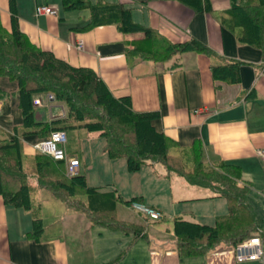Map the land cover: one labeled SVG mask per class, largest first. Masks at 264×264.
Segmentation results:
<instances>
[{"label": "crops", "instance_id": "crops-1", "mask_svg": "<svg viewBox=\"0 0 264 264\" xmlns=\"http://www.w3.org/2000/svg\"><path fill=\"white\" fill-rule=\"evenodd\" d=\"M89 1L95 3L98 0ZM107 1L126 3L131 7L134 21L157 29L169 40L183 42L193 37L209 47L214 55L190 50L164 62L129 60L125 55L127 43L140 38L143 32L122 33L111 24L85 29L83 27L90 20V10H66L62 0H16L18 25L42 49L72 66L92 69L98 76L106 100L122 112L158 111L159 117L153 125L177 142L173 153L178 151L181 155L195 140L199 141L208 164L220 161L237 164L242 170V178L246 180L252 162L260 159L257 149L264 147V59L258 48L238 43L240 29L229 25L226 13L230 0H207L211 9L201 13L194 12L179 0ZM43 4L55 6L58 14L37 15L35 6ZM0 20L5 27H10L8 0H0ZM78 41H82V49L76 48ZM227 60L240 62V81L237 84L217 82L212 78L211 66ZM0 90L4 91L0 95V137L11 140L15 129L21 127L16 88L13 83L0 78ZM42 97L43 105L34 106L39 114L35 118L50 121L57 116H52L50 108L47 117L43 108L49 102ZM67 138L66 150L69 156L78 158L79 172L85 175L87 181L84 168H81L84 162L82 156L79 150H70L68 133ZM36 139L34 135L20 136L21 147L27 152H35L32 143ZM101 154L105 156L106 161L103 159V162L109 165L112 174L111 177L105 176L106 180L113 181L107 184H116L119 188L105 191L102 182L87 181L88 185H97L100 193L114 192L123 199L140 197L137 202L156 209L154 202L146 205L142 192L130 186L126 192L120 186L118 174L131 182L133 174L139 170L129 172L124 158H108L103 147ZM163 177L184 180L189 191L198 193L196 198L219 197L210 188L191 185L176 174L167 175L165 168ZM194 187L206 188L210 192H197L192 189ZM118 189H122L126 196ZM31 202L39 213L40 204ZM156 210L160 212L158 219H163V212ZM39 217L43 221V233L39 240H35L27 236L32 228L30 211L5 204L0 196V264H104L109 261H113L112 264H249L257 261L264 264L263 246L262 258L253 261H237L232 249L222 247L204 255L180 258L176 240L171 249L161 247L160 251L152 248L150 245L154 240L149 238L148 230L140 221L119 219L141 227L136 237L132 232L110 229L91 220V229L84 228L86 221L82 220L76 221L74 229L69 226L68 220H58V224H50L46 229L44 219ZM94 225L98 229H94ZM84 232L90 233L88 238L81 237ZM142 239H146L147 243H142Z\"/></svg>", "mask_w": 264, "mask_h": 264}, {"label": "trees", "instance_id": "trees-1", "mask_svg": "<svg viewBox=\"0 0 264 264\" xmlns=\"http://www.w3.org/2000/svg\"><path fill=\"white\" fill-rule=\"evenodd\" d=\"M179 1L196 13L211 9L207 0ZM8 2L10 27H5L0 20V78L15 85L21 127L15 129L11 140L0 137V196L5 204L30 211L29 238L39 240L43 233V221L30 199L34 189L32 178L38 187L51 191L73 210L86 212L94 224L132 232L136 237L141 232L140 226L120 221L115 206L117 201L129 205L140 197L123 199L114 192L100 193L99 187L88 185L82 172L67 176L64 161L36 151L31 154L27 166H23L20 136L34 135L38 140L53 130L74 128L98 132L105 140L103 152L110 159L124 158L129 172L159 162L167 175H179L189 184L210 188L216 196L226 199L228 212L217 215L213 224L174 217L175 246L180 258L207 254L219 244L233 250L239 243L256 236L259 230L257 217L246 201L251 185L242 178L239 165L224 161L208 164L203 145L196 140L183 154L173 153L177 142L153 125L159 117L158 111L131 113L119 110L104 97L98 76L92 69L72 66L33 43L19 28L16 0ZM62 6L66 10L88 8L90 20L83 27L85 29L111 24L122 33L143 32L140 38L127 43L125 55L129 60L164 62L190 50L214 55L209 47L193 37L173 42L157 29L137 23L126 3L62 0ZM226 13L229 25L240 29L238 43L258 48L264 59V0H230ZM239 64L236 60L213 64V80L239 83ZM49 93L54 95L57 103L65 105V113L50 121L37 120L33 100ZM3 94L0 90V95ZM100 194L109 198L107 204L96 208L84 201L92 196H102Z\"/></svg>", "mask_w": 264, "mask_h": 264}, {"label": "rangeland", "instance_id": "rangeland-1", "mask_svg": "<svg viewBox=\"0 0 264 264\" xmlns=\"http://www.w3.org/2000/svg\"><path fill=\"white\" fill-rule=\"evenodd\" d=\"M51 103L52 104L49 103L43 108L48 114L47 117L50 115V108L52 116L64 115L66 110L65 105L59 104L56 101ZM35 116L37 118L39 117L37 111L35 112ZM67 133L69 135L68 145L70 150H79L80 156H82L84 162L81 168H84L88 183L102 182L103 185L101 186L105 191H113L114 188L118 187L116 184H107L108 182L111 184L113 181L105 179V176L111 177L112 174L109 165L103 162V159H106L104 158L105 156H102L101 154L105 142L104 138L100 136L98 132L88 131L84 128L68 129ZM0 136L2 137L1 134ZM175 153L179 154L178 151H175ZM31 154L32 152H27V150L22 148L24 167L27 166ZM256 161L257 162H252L251 164L252 169L251 172L248 173L250 175L245 176V179L249 180L251 183V187L246 196V201L251 205L257 216L259 230L255 235L261 237L264 251V237L261 233V231H264V161L261 159ZM259 165H261V168H257ZM140 169L133 174L134 178L131 182H128L124 176L121 177V175L118 174L117 178L121 182L120 186H122V189L126 192L130 187L136 189L138 192H142L146 197V205L150 202H154L153 206L163 212L164 217L163 219L151 217L134 209L131 204L130 206H127L124 202L120 201L115 202L118 213L116 217L118 219H125L133 222L140 221L141 225L148 230L149 238L152 241L154 240V243H151L150 246L156 250L162 251L161 247L169 249L173 248L174 240H176L173 222L175 216H181L184 219H190L200 223L213 224L214 216L228 212V204L225 198H196L195 195L198 193L189 191L188 185H186L184 180H177L176 178L169 180L165 179L163 177L164 166L159 162L154 166L143 167ZM125 174L128 175L127 172ZM31 183L36 185L31 191V200L35 204H40L41 207L38 214L44 219L46 229L50 224H58V220L64 222L68 220L69 226L73 229L75 228L74 224L76 221H86L84 228L91 229L90 227H92V225L89 222L90 218L86 212H75L77 210L73 211V209L66 205L63 200L54 196L51 191L38 187L35 179L32 178ZM122 189H118V191L123 192L121 194L126 196ZM192 189H195L197 192H210L206 188L194 187ZM108 199V197L96 195L91 198H85L84 201L89 204V206L98 208L100 204H107L109 202ZM93 227L94 229H98L97 225H94ZM81 231L82 230H80V232ZM89 234L90 233L88 232H84L80 235L82 238H88ZM133 237L134 235H132V238ZM146 241V239H142V243H147ZM225 246L226 245L224 244H219L213 248L216 251L219 247L226 248ZM249 264L261 263L257 261L250 262Z\"/></svg>", "mask_w": 264, "mask_h": 264}, {"label": "built area", "instance_id": "built-area-1", "mask_svg": "<svg viewBox=\"0 0 264 264\" xmlns=\"http://www.w3.org/2000/svg\"><path fill=\"white\" fill-rule=\"evenodd\" d=\"M35 12L37 15H50L55 16L58 14V9L53 5L43 4L36 5ZM82 41H78L76 44L77 49H82ZM46 102L54 101L53 94L45 95ZM33 105L40 107L43 105L41 97H36L33 100ZM67 133L65 130L57 129L51 131V133L42 139H38L32 143L34 151L42 153L52 157L54 160H61L65 163V173L67 176L77 175L80 171V162L78 158L69 156L66 151L67 143ZM257 156L264 161V147L257 149ZM132 207L139 212L145 213L151 217L159 218L160 212L151 207H146L145 205L133 201L131 203ZM262 236L264 237V231H261ZM235 258L237 261H253L259 260L262 258V245L261 237L254 236L250 237L247 240L239 243L235 249H233Z\"/></svg>", "mask_w": 264, "mask_h": 264}]
</instances>
